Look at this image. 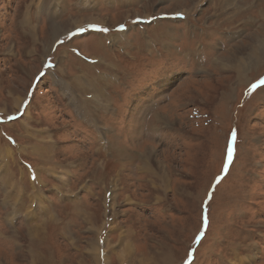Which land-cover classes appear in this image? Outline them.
<instances>
[{"label":"rangeland","instance_id":"obj_1","mask_svg":"<svg viewBox=\"0 0 264 264\" xmlns=\"http://www.w3.org/2000/svg\"><path fill=\"white\" fill-rule=\"evenodd\" d=\"M262 81L264 0H0V264H264Z\"/></svg>","mask_w":264,"mask_h":264},{"label":"snow or ice","instance_id":"obj_2","mask_svg":"<svg viewBox=\"0 0 264 264\" xmlns=\"http://www.w3.org/2000/svg\"><path fill=\"white\" fill-rule=\"evenodd\" d=\"M261 83L264 84V81H262ZM233 152H234V148H230V149H229V154H228V159H229V161L232 160V154H233ZM218 182H219V181H218ZM199 239H200V237H197V240H198V241H199Z\"/></svg>","mask_w":264,"mask_h":264},{"label":"bare ground","instance_id":"obj_3","mask_svg":"<svg viewBox=\"0 0 264 264\" xmlns=\"http://www.w3.org/2000/svg\"><path fill=\"white\" fill-rule=\"evenodd\" d=\"M184 10V9H183ZM186 10V9H185ZM185 12H187V11H185ZM93 21V20H92ZM98 22V21H97ZM56 39V38H55ZM220 63H222V62H220ZM105 98V97H104Z\"/></svg>","mask_w":264,"mask_h":264}]
</instances>
